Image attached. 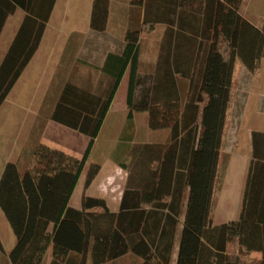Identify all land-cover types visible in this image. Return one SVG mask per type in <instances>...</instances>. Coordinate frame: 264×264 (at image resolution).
<instances>
[{
    "label": "trees",
    "instance_id": "1",
    "mask_svg": "<svg viewBox=\"0 0 264 264\" xmlns=\"http://www.w3.org/2000/svg\"><path fill=\"white\" fill-rule=\"evenodd\" d=\"M56 1L0 0V35L18 8L26 13L0 65V105L39 48ZM131 1L141 6L146 0ZM166 1L171 5L165 14H179L177 23L173 18L166 21L170 34L165 57L171 80L152 85L136 102L140 38L156 22L145 17L138 28L127 31L122 52L107 55L103 72L112 79L107 97L69 83L54 109L53 120L89 136L84 158L39 143L25 174L17 163L5 166L0 207L18 238L10 254L12 264H43L51 241L55 254L91 253L92 264H107L127 253L140 257L141 264H172L183 212L176 264H264V257L249 256L264 254V130L252 133L239 218L214 224L211 217L235 64L240 59L249 71L259 67L264 22L258 28L240 13L243 0ZM107 3L94 0L95 29L106 27ZM174 26L191 33L194 57L184 55L182 40L173 39ZM128 67V119L133 120L134 111H146L150 129H169L170 138L133 146L132 159L124 165L129 175L118 212L110 211L104 199L91 196H84L83 207L77 210L69 205L70 199ZM175 72L187 81L185 97ZM100 168L97 163L90 166L86 187Z\"/></svg>",
    "mask_w": 264,
    "mask_h": 264
},
{
    "label": "crops",
    "instance_id": "2",
    "mask_svg": "<svg viewBox=\"0 0 264 264\" xmlns=\"http://www.w3.org/2000/svg\"><path fill=\"white\" fill-rule=\"evenodd\" d=\"M57 3H58V0L56 1V4L54 6L52 15L56 9ZM169 4L170 3L166 0H151V1L146 0L143 5L136 6L132 4L131 0H108L106 27L103 30H99V29H95L92 26L93 8H94V0H92V3L91 5H89V9L87 12V15L90 21V28H89L90 30L87 32L88 34L87 39L90 40V38H93L92 39L93 47L88 52H86V50H82V52L80 53V63H81L80 67L77 65L75 66L74 64L75 62H73L71 70H69L67 67L68 66L67 62H69L70 60L69 57L72 56L73 53L75 52L74 48H71V46L69 45L70 43L65 44V46L63 47L65 49H63L64 50L63 52L64 61L62 63H53L54 60L52 57L55 54V51L58 50L57 47L59 43H57L56 45L54 43V45L50 47L48 62L44 63L43 66H40V64H37L34 61L39 48L37 49L33 58L31 59V61L26 66V68L24 69V71L22 72L20 76V78H22L25 72H29V75H28L29 79H26L24 81V84L28 86L27 100L24 102L23 99H18L17 103L23 104V105L27 104L28 108L30 109L29 115L32 114L34 119H40L42 127H41V133L39 136L38 144L43 143L51 148L63 151L66 154L72 157H75L77 159L84 158L85 151H86V148L90 140L89 136L75 129H72L62 123H59L53 120L52 118L53 110L55 109L63 91L58 97V100L53 101L52 99L50 100L47 99L49 97V90L50 89L56 90V93H57V90H59L60 88L61 89L65 88L69 83L74 84L75 86L80 87V88L81 87L84 88V86L95 87L98 79H101V78L105 82L106 81L111 82L112 79L106 73L103 72V67H104L107 55L109 53H121L124 48L125 36H126L127 31L133 28L132 27L133 23H136V24L138 23L139 25H141L145 17L148 20H155L156 22L154 23L152 27H150L151 28L150 30H147L141 34L140 43H141V40L145 38V36L149 38L148 36H150L151 34H155V32L161 26L165 28L164 31L166 34V30L168 29V24H166V21H168L169 18H173L177 23L179 20V14H176V15L173 13H170V15L165 14V10L167 6H169ZM82 5H85L84 1L82 2ZM261 9H264V7L262 8L260 7V11L256 10L254 7L250 12H248L244 10L243 5H242V10L240 11V13L244 17H246L248 20H250L258 28H262L263 22H264V14L262 15ZM16 12L17 11H15L14 13ZM82 13H83V9H82ZM25 15L23 16L21 21H23ZM251 17H255L256 20H254ZM49 22L50 20L48 21V24H50ZM21 23L22 22H20L19 24L20 26H21ZM48 24H47V27H48ZM49 26L51 27V24ZM175 28L177 30V32H175L176 33L175 40L177 39L178 41L180 40L183 41V43L182 42L180 43L182 52L184 53L185 56L192 55V57H194V54L196 52V46L194 42H192V46H191V38H190L191 33L184 31V30H180L178 29L177 26H175ZM46 30L44 32V35L46 33ZM107 32L109 33L108 36L106 35L105 38L101 37V34H105ZM169 34H170V31H169ZM169 34H168V37H169ZM116 42L121 43L120 48H112L114 47ZM84 47H86V44H84ZM66 48H68V50ZM70 49H71V52L69 51ZM69 52L70 54H68ZM160 52H161L160 48L159 50L155 51L157 55V58H156L157 60L155 59L153 60L154 70L159 69L158 63L160 64V60H159ZM66 57H68L69 59ZM143 62H144L143 55L140 52L139 63H138L139 76H140L139 71L141 68H143ZM236 62L240 63L241 60L237 59ZM60 67H64L66 69L65 70L66 73L63 74L62 72H60L59 71ZM237 67L238 66H236V68ZM239 67L242 68L243 78L240 81V87L238 88V91H237L238 101L240 102V104H238L237 117H236L237 130H235V134L233 135L232 140H233V146L236 144L237 141H240L239 148H242L244 145V149L246 153L242 156L243 157L242 158V161H243L242 172H244V174L247 177L250 162L252 159V133L254 131L264 130V57L261 59L259 67L254 71H249L242 64V62H241V65H239ZM43 71L44 72L46 71V72L43 73ZM59 72L61 74H58ZM73 72L75 73L73 74ZM236 73H237V69H235L234 71L231 102L234 96V83H235ZM88 75L92 76V79L89 80ZM129 76H130V68L128 67L122 78L121 83L123 81L124 82L128 81L129 83ZM147 78L151 81V77H147ZM19 80L14 85V88L16 87ZM141 80L142 79L140 77V81ZM86 81H88L89 83H86ZM40 83H41V86L45 85L44 86L45 90L39 96L38 94L36 95V87ZM16 88L20 90V85H18V87ZM114 99L110 105L107 115L111 112ZM229 109H230V106L228 107L227 114H226L225 128H224V133H223L222 146L220 150L221 158L223 154L224 141H225V136H226ZM47 112L49 114H47ZM137 113L139 115H142L143 119L148 118V112L146 111H138ZM136 119L137 118L134 113L133 120H136ZM98 137L95 140L91 153L94 150ZM132 148H133V145L130 146L129 152L128 153L126 152L124 154V157L126 159L125 161H118V158L115 161H112V159L110 158L108 159V161L95 162L99 164L101 167L99 173L96 175V177L94 178V180L88 187H86L84 184L83 191L80 194H78V188L84 179L85 168L90 159V156H89V159L86 162L84 169L82 171V174L74 189L69 205L77 210H81L83 207L84 196L99 197L106 201V204L108 208L110 209V211L118 212L120 210L123 193L126 188L127 181H128V175H129V171L127 170V168H125L124 165L129 164L130 160L132 159V153H131ZM221 158H220V162L218 166L217 178L219 176V167L221 165ZM1 165H3V163H0V166ZM4 168L5 167L2 166V168L0 169V180L4 172ZM85 182H86V178H85ZM241 208H242V200L240 201L237 210H234L232 212L228 211L226 213L227 220L225 222L237 220L240 216ZM163 211L166 214L169 212L168 209L163 210ZM179 219L180 221H179L178 228H177L178 231L176 234L174 248L172 252V264H176V261L178 258L180 231H181V227L184 221V212L182 213ZM52 230H53V224L49 226L48 232L52 233L53 232ZM67 231L69 232L68 228H67ZM76 233L78 232L76 231ZM0 240L3 246V252H1L0 254V264H12L10 254L12 250L14 249V247L16 246L18 238L10 222L8 221L4 211L1 209V207H0ZM249 256L251 258L261 260L264 257V254L263 252H252ZM141 263H142V259L139 260L138 256L132 253H127L116 260L108 262L107 264H141ZM43 264H92V258H91V253H88L87 257H85L82 253L76 252V251H72L67 254L66 253L61 254L59 256V254L54 253V244H53V241H51L44 255Z\"/></svg>",
    "mask_w": 264,
    "mask_h": 264
},
{
    "label": "rangeland",
    "instance_id": "3",
    "mask_svg": "<svg viewBox=\"0 0 264 264\" xmlns=\"http://www.w3.org/2000/svg\"><path fill=\"white\" fill-rule=\"evenodd\" d=\"M83 1L85 5H82ZM91 3L92 0H58L56 9L49 22L51 27L49 26L50 24H48L46 33L34 60L37 64L43 66L44 63L48 62L50 47H52L54 43L55 45L59 43V45L57 47L58 50H56L55 54L52 56L54 60L53 63H62L64 61L63 49H65L63 47L65 44L70 43L69 45L71 48H74L75 52L69 57L70 60L67 62V67L71 70L73 62H75V66H81L80 53L82 50H86V52H88L93 47V38H90V40L87 39V32L90 30V21L87 12ZM242 5L245 11L250 12L254 7L256 10L260 11V7H264V0H243L240 4L239 11L242 10ZM16 11V13L8 18L0 36V65L9 50V47L20 26L19 24L22 22L21 20L25 15V11L22 8H18ZM261 13L262 15L264 14V9H261ZM251 18L256 20L255 17ZM139 26L140 25L138 23H133L132 27L133 29H136ZM162 27L163 26L159 27L155 34H151L150 36L147 35L149 38L145 36L140 43V52L143 55L144 62L143 68L139 71L142 80L139 82L137 87V103L142 100L143 96L147 93L148 88L151 87V84L155 85L158 83L161 85L162 81L165 80L167 83L168 80H171L169 77L170 75L167 74L169 64L166 63L165 57L167 55L166 39L168 38L169 30L167 29L165 34V28ZM174 29L175 30L172 29L173 39L176 38L175 32H177L175 26ZM108 34V32L101 34V37L105 38ZM191 38L192 46L194 38L192 36ZM84 44H86V47H84ZM120 45V42H116L112 48H120ZM159 48L161 49L159 58L160 64L158 63L159 69L154 70L153 60H157L155 51L159 50ZM66 49L68 50V48ZM69 51L71 52V49ZM70 52L68 54H70ZM239 65H241V62H236L235 69H237V73L234 83V96L229 105L230 109L227 120L223 154L213 196L211 217L214 224L224 223L227 220L226 213L228 211L232 212L238 209L240 201H243L244 187L247 179L244 172H242V156L246 153L244 145L242 148H239L240 141H237L233 146L232 140L235 130H237L236 117L238 104H240L238 101L237 91L240 87V81L243 78L242 68H240L242 66L239 67ZM236 66L240 69L238 67L236 68ZM65 70L66 69L64 67H60L59 69V71L63 74L66 73ZM45 72L43 71V73ZM60 72L58 74H61ZM74 73L75 72H73V74ZM28 75L29 72H25L22 78L19 77L20 80L18 79L19 82L16 87L20 85V90L16 87L14 88L13 86L3 103L0 105V163H3V165L0 166V169L2 166L5 167L8 162H14L18 164L22 174H25L31 167L33 154L38 145L42 127L40 119H34L32 114L29 115L30 109L27 104L23 105L17 103L18 99H23L24 102L27 100L28 86L24 84V81L29 79ZM147 77H151V81ZM174 77L177 81L178 90L181 95L185 97L188 88L186 79L176 72ZM88 79H92V76L88 75ZM86 83L89 82L86 81ZM111 84V82H105L101 78L98 79L95 87L84 86V88L81 87L80 89H89L92 93H97L105 98L107 97ZM44 86L45 85L41 86V83L37 85L36 95L38 94L40 96L44 92ZM128 86V81H123L117 91L111 112L107 115L104 121L94 150L92 151L88 164L86 165L85 176L78 188V194H80L84 189L85 178L90 166L93 163L108 161L110 158L112 161H115L117 158L118 161H125L126 159L124 154L129 152L130 146H135L136 144H142L145 142H166L170 138L169 129H150L148 125V118L143 119V116L137 113L138 111H134L137 118L136 120L131 121L128 119ZM63 89L60 88L57 90V93L56 90L50 89L49 97L47 99H52L53 101L58 100V97L62 93ZM47 114L49 113L47 112ZM138 259L141 260L139 257Z\"/></svg>",
    "mask_w": 264,
    "mask_h": 264
}]
</instances>
